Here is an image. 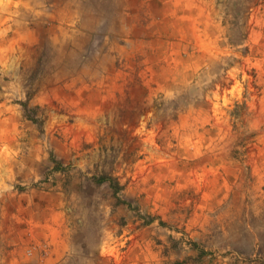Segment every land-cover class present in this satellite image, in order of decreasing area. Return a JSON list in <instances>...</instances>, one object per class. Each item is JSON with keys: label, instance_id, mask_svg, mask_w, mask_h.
Listing matches in <instances>:
<instances>
[{"label": "rangeland", "instance_id": "1", "mask_svg": "<svg viewBox=\"0 0 264 264\" xmlns=\"http://www.w3.org/2000/svg\"><path fill=\"white\" fill-rule=\"evenodd\" d=\"M5 114L0 264H264V0H0Z\"/></svg>", "mask_w": 264, "mask_h": 264}, {"label": "crops", "instance_id": "2", "mask_svg": "<svg viewBox=\"0 0 264 264\" xmlns=\"http://www.w3.org/2000/svg\"><path fill=\"white\" fill-rule=\"evenodd\" d=\"M8 116H6V114L2 117L0 115V207H2L3 209L5 208H18L19 206L24 204V199H23V192H19L17 189L14 190L13 189V185H10L8 180H9V174H8V157L11 154V152H13L14 150L11 149L12 147L9 146V142L10 144H13V140L17 142V139H9V134L12 135H16L17 131H16V126L11 125L10 128L8 126ZM42 197L44 198V196L42 195ZM40 200H38L36 203L34 202V200H29L27 202L28 206L34 205V207L39 206L40 205ZM39 203V204H37ZM20 204V205H19ZM19 205V206H18ZM6 214L10 213L7 210L5 211ZM5 214V215H6ZM10 218L14 217V214H10L9 215ZM10 218L6 221L5 223H10ZM17 220L19 219V221L22 222L21 216L17 215L16 216ZM20 223V222H19ZM12 229L16 230V226H14L13 228V222L11 224ZM20 228V226L18 227V229ZM22 231V229H20ZM2 232L0 231V234ZM9 234H6V238L2 237V240L4 239L5 242L8 241L3 248L5 249V252H7L8 256H11L10 258L13 261L18 260V249L21 248V246H35L37 245L39 242L37 240V237L35 234H30L28 237H23V236H16V234H12V231H9ZM10 237V238H8ZM10 239V240H9ZM0 241V247L2 245V243L4 242ZM2 242V243H1ZM12 247L10 249H7L8 247ZM1 252V251H0ZM4 252V253H5ZM17 264V262H15Z\"/></svg>", "mask_w": 264, "mask_h": 264}, {"label": "trees", "instance_id": "3", "mask_svg": "<svg viewBox=\"0 0 264 264\" xmlns=\"http://www.w3.org/2000/svg\"><path fill=\"white\" fill-rule=\"evenodd\" d=\"M55 170H59L60 171V166L58 164H55L54 167H53ZM108 181L109 182V185L113 188V191H114V194H115V197L117 198V202L119 203H123V204H127L125 203L124 201H122L117 193L119 192L120 190V187H118V183H114L113 181L110 180V177H107V176H101L99 179H98V183L99 184H102L104 182ZM198 248V247H197ZM207 253L205 251H199V256L200 257H203L205 256ZM174 264H184V262H181V261H176L174 262Z\"/></svg>", "mask_w": 264, "mask_h": 264}]
</instances>
